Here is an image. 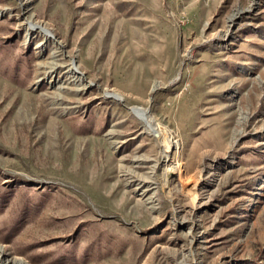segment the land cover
Instances as JSON below:
<instances>
[{
  "label": "rangeland",
  "instance_id": "obj_1",
  "mask_svg": "<svg viewBox=\"0 0 264 264\" xmlns=\"http://www.w3.org/2000/svg\"><path fill=\"white\" fill-rule=\"evenodd\" d=\"M0 264H264V0H0Z\"/></svg>",
  "mask_w": 264,
  "mask_h": 264
},
{
  "label": "bare ground",
  "instance_id": "obj_2",
  "mask_svg": "<svg viewBox=\"0 0 264 264\" xmlns=\"http://www.w3.org/2000/svg\"><path fill=\"white\" fill-rule=\"evenodd\" d=\"M26 24H27L26 38L29 36L30 32H32V31H38L43 35V37L45 39L47 38L46 34L44 33L43 28L38 23L32 21V18L31 19H30V17L27 18ZM71 64L72 63L70 62V65ZM70 65H69V67H70ZM53 66L54 65H52L51 68H53ZM70 71L77 73L79 71V68L78 67L74 68L73 65H71ZM113 96L116 98L118 97L117 94H113ZM133 112L138 116V119L141 121V123H143L145 130L149 134H152L155 136L156 142L161 145V151L163 153L165 152L164 150L167 147H174L175 146V143L168 139V133H167L166 129L162 128V126L155 121L154 117L151 115V113L149 111H147L146 108L141 107V106L136 107L135 109H133ZM154 168H155V166L152 165L151 169L154 170ZM138 181H139V183L137 185H140V182L144 183V184L146 182L145 179H139ZM146 187L149 188L150 185H148Z\"/></svg>",
  "mask_w": 264,
  "mask_h": 264
}]
</instances>
